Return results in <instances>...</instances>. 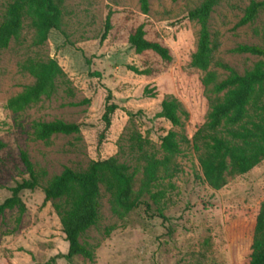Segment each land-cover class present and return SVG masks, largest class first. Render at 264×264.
<instances>
[{"label":"rangeland","instance_id":"374dc122","mask_svg":"<svg viewBox=\"0 0 264 264\" xmlns=\"http://www.w3.org/2000/svg\"><path fill=\"white\" fill-rule=\"evenodd\" d=\"M14 1L0 0V24ZM252 1L264 0H222L209 22L215 60L239 73L262 59L236 52L241 45L264 47V9L252 23L239 26ZM204 2L150 0V11L144 14L140 0H64L62 31L53 30L43 45L36 44L35 15L25 16L18 38L0 53V140L5 143L0 149V204L11 196L13 187L30 177L23 152L34 164L40 187L22 192L24 214L15 208L0 216V264H249L256 217L264 201V160L215 191L202 181L192 143L218 97L212 87L203 85L206 73L190 65L200 25L188 14ZM109 14L112 29L101 42ZM140 25L145 26L149 41L169 47L171 62L153 51L136 52L129 37ZM51 59L65 73L57 79L53 96L22 110L11 107V99L35 83L27 63ZM211 70L220 79L229 74L215 64ZM146 88L157 95L149 97ZM109 92L111 103L119 108L106 129L103 116ZM167 97L177 98L188 112L182 128L157 116ZM55 120L85 127L80 134L38 140L36 125ZM170 131L186 135L191 142L181 144L174 157L175 176L154 190L164 193L160 203L147 195L143 199L149 211L141 206L119 217L102 188L98 223L81 237L95 260L62 257L69 243L53 203L44 205L43 187L66 167L84 171L93 161L113 156L138 166L130 150L134 133L149 140V152L163 158L162 137Z\"/></svg>","mask_w":264,"mask_h":264},{"label":"trees","instance_id":"16d2710c","mask_svg":"<svg viewBox=\"0 0 264 264\" xmlns=\"http://www.w3.org/2000/svg\"><path fill=\"white\" fill-rule=\"evenodd\" d=\"M221 1L205 0L200 7L188 14L191 20L200 25L198 47L191 56L190 65L206 73L203 85L206 88L212 87L213 92L218 95L207 122L192 139L199 156L202 181L215 191L223 189L230 178L249 173L264 160V47L241 45L236 49V52L262 58L244 73L215 60L216 45L212 40L209 22ZM140 3L142 12L148 14L150 0H140ZM63 4L64 0H15L9 4L0 24V53L8 49L13 39L18 38L25 16L29 13L35 15L32 26L36 30L37 45H43L53 30L62 31ZM263 9L264 1H252L239 26L252 23ZM111 29L109 14L101 42L107 39ZM129 42L139 54L153 51L164 61L173 60L169 47L146 38L144 25H140L130 35ZM214 64L228 71L225 79H220L218 73L211 70ZM26 68L35 78V83L11 99L10 106L19 110L40 101L44 96H53L57 79L65 75L55 59L45 62L29 61ZM130 69L138 74H146L134 67ZM145 94L149 97L157 95L148 88ZM112 99L113 95L109 92L103 116L106 129L111 127L112 115L119 108L117 104L111 103ZM157 116L166 119L174 127L182 128L188 112L177 98L167 97ZM84 127L83 123H68L63 120L39 122L35 135L38 140L48 142L54 135L80 134ZM129 141L138 166L121 163L113 156L93 161L84 171L66 167L43 187L44 205L53 203L69 243L68 253L61 255L68 261L76 256H83L92 262L95 260L94 251L81 242V237L98 223L102 188L109 194L112 212L119 217L141 206H146L149 211L150 205L143 198L148 195L155 203H160L164 193L154 190L164 180L175 176L177 167L174 157L181 152V144L191 142L186 135L170 131L162 137L164 156L159 158L148 151L149 140L141 134H131ZM101 143L102 140L100 145ZM4 147L5 143L0 140V149ZM22 160L30 177L11 189V196L0 204V216L15 208H18L21 215L24 214L27 206L21 198L22 192L40 187L34 164L26 152L22 153ZM158 216L166 220L163 213L159 212ZM110 231L111 229L107 234ZM249 264H264V201L256 217Z\"/></svg>","mask_w":264,"mask_h":264}]
</instances>
